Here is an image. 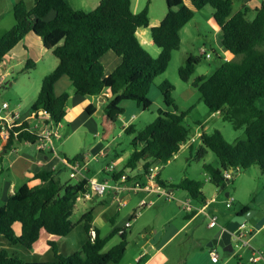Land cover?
<instances>
[{"label": "trees", "instance_id": "obj_1", "mask_svg": "<svg viewBox=\"0 0 264 264\" xmlns=\"http://www.w3.org/2000/svg\"><path fill=\"white\" fill-rule=\"evenodd\" d=\"M165 1L166 16L158 26L150 28L151 38L161 50L154 57L137 35L140 29L150 27L148 7L135 13L132 0H100L92 11L75 10L68 0H34V7L29 10L21 0L14 5L15 25L0 38V66L9 52L33 32L50 45L59 63L43 79L31 114L45 111L55 125H60L72 95L98 97L110 91L104 114L115 123L124 114L122 105L126 101L135 102L144 111L151 107L149 90L168 69L173 52L179 50L182 29L194 18L195 10L210 6L215 24L221 29L222 45L235 59H221V65L210 76L196 77L192 86L211 114L219 112L232 121L235 130L244 129L245 135L234 143L227 142L218 130L200 135L197 159H203L208 151L215 153L220 166L205 164L204 170L209 181L224 191L230 182L224 176L226 171L234 174L257 166L264 173V111L256 106L264 99V2L255 9L245 6L233 13L232 0H190L192 7L184 0ZM51 12L55 17L48 20ZM250 13L253 18L248 17ZM109 51L121 57L122 62L106 76L101 59ZM199 63L200 58L189 56L179 69L180 78L190 81ZM27 65L35 66L31 61ZM63 77L71 81L72 91L57 96L55 86ZM159 88L166 107L173 110H159L158 117L139 132L133 125L124 128L125 133L134 135L127 169L134 171L142 163L144 172L135 178L143 184L151 166L170 162L182 150V144L193 139L191 129L185 125L189 112H179L174 103V86L165 81ZM87 113L92 115L93 111L88 107ZM37 140L26 120L10 130L4 149L7 153L14 143L35 144ZM123 172L112 177L118 179ZM34 180L41 184L23 185L0 207V236L31 249L43 232L55 238L67 237L82 223L87 241L71 255L62 254L56 242L49 241L55 259L44 262L25 261L1 250L0 264H121L129 246L127 230L119 234L120 229H115L102 238L93 226V210L84 212L78 223L71 220L77 209V196L86 191L88 180L63 182L61 174L46 171L35 174ZM157 182L164 188L187 192L191 200L205 201L199 181L185 179L173 186L158 175ZM249 211L246 206L237 215ZM15 224L21 225L20 234L14 230ZM91 230L96 233L94 240ZM116 234L120 235V242L105 252L106 244Z\"/></svg>", "mask_w": 264, "mask_h": 264}, {"label": "rangeland", "instance_id": "obj_2", "mask_svg": "<svg viewBox=\"0 0 264 264\" xmlns=\"http://www.w3.org/2000/svg\"><path fill=\"white\" fill-rule=\"evenodd\" d=\"M24 1H26L27 8H31L34 5V0ZM184 1L188 6L192 7L190 0ZM232 1L233 12L235 13L241 10V5L244 2L250 0ZM257 1L264 2V0ZM145 7H148L151 23H155L160 19L162 21L168 11V5L165 0H133V9L136 10L137 13ZM93 9L94 4L90 3L85 8V11H92ZM54 16L55 13L51 12L47 19L50 20L52 17L54 18ZM248 17L253 18L254 14L250 13L248 14ZM212 20H214L213 9L210 6H206L201 10H195L194 18L187 24L186 31L182 33V42L179 50L173 52L168 69L164 74L155 79L149 90L148 97L151 99L152 105L148 110L144 111L133 101H126L122 105L125 112L115 123L107 121L108 119L107 117H104L103 111L99 112L98 114L92 116L97 126V132H94L95 130H91L90 126H85L73 133L69 124L64 123V128H59L61 139H56L58 140L56 142V147H61V153L66 155V157L70 160H83L86 158V162L89 161L91 169L95 172L99 171L101 173V168L114 165L116 169H124L127 173L134 174L133 171L127 169V162L132 152L131 143L134 139V135L125 133L124 127L133 124L135 130L139 132L158 117L159 109H162L163 111L173 110V108L166 107L159 88L165 81H168L174 86L172 97L178 111L189 112L185 118V125L191 129L194 142L192 143V147L187 146L180 150L177 156H175V158L170 162L157 164L159 167V171L157 172L160 174V180L173 186H177L178 183L185 179L196 180L202 183L201 192L206 198H212L217 194L219 195V198L217 199L219 202L227 201L228 198H226L225 194L231 193V198H233L234 195H239L251 206H254L255 204L264 205V173L259 167L254 166L248 170H241L232 174V179L225 190H221L222 193L218 194V189L209 181V177L204 170L205 164L218 168L220 166L218 158L215 153L208 151L203 159H197V151L200 146V135L202 133L211 134L218 130L229 143H234L245 138L244 129L235 130L232 121L224 119L221 114L216 115L215 118H210L209 110L201 101V94L192 86V81L196 77L210 76L221 65V60L219 59L222 47L221 34L216 32L217 26L212 22ZM14 25V13L12 12L8 16L4 15L3 24H0V38L7 33L6 31H8L10 27ZM156 26L158 25H154L152 27ZM203 51H205L206 54H210L211 58H206ZM189 56L200 58V63L196 65L195 72L191 76L190 81L185 82L179 76V69L185 64ZM45 67L47 66H45L44 63H39L34 67L27 65V61L18 63L17 60H14L11 64L7 65L6 70L0 71V79L3 75L6 76L4 78L3 85L0 86V102H7L10 110H16V113H19L22 116L24 115L25 117L28 116L31 110L29 104L31 96L40 91L39 89L43 79L51 73L47 70L48 68ZM256 106L264 111V99L259 100ZM133 115L135 118H133ZM104 120L106 123H104ZM54 143L55 139L53 140V144ZM139 168H142V163L139 165ZM63 179H68V176H64ZM0 187L2 186L0 185ZM165 189L167 191L174 189V199L169 200L167 197H158L157 195V197L155 196L151 198L147 196L148 198H145L147 202L154 201L159 198L161 199L157 200L153 206L142 207L136 211L137 219L132 223L133 228L128 229L129 246L125 257L122 260V264H124L128 258H131L133 254L137 253V241L140 240V233H145L143 230L145 225H153L156 229L155 239L160 241L175 227L174 224H171L170 227V223L164 225L170 212L180 211L182 217L187 219V213L177 205V198L179 197V194L185 195L186 192L177 188L166 187ZM113 194L114 191L112 189H108L101 200L104 202L105 208H108L107 210H111L112 213L116 212L117 214L120 209L116 203L115 205L112 203ZM125 195L126 198L124 201L126 203L129 201V209L131 210L142 198H144L141 195H136L134 192H129ZM186 197L189 198L188 196ZM191 202L193 206L202 205L200 202L193 199ZM219 202L216 205H213L212 209H220L223 212H234L237 209V202H233L232 208L230 209H227L225 204ZM1 204L2 202L0 198V205ZM167 204L172 205V207L170 206L169 211H167L166 207H164ZM97 206L96 200L78 201L76 206L77 209L71 219L72 222L78 223L84 212ZM125 212H127V210L121 211L120 215ZM207 213L209 214L208 211ZM200 219L206 220V224H208L206 216L203 215ZM110 222L109 211L100 216V221L97 223V227H99L102 234L112 230L113 227ZM119 224L120 221L116 223V225ZM206 224L202 225L206 227ZM245 226V233H247L246 238H249L250 234L248 233L250 229H254V232L257 229L255 227L252 228L251 223ZM131 232L133 233L132 235ZM147 236H153V234L148 231ZM61 238V242H59V249L63 253L71 254L74 253L76 249L79 250V246L77 245H79L80 242L86 241L87 235L83 224L79 223L71 234L67 237ZM119 242L120 235H114L106 244L104 251L106 252L110 250ZM19 246L24 248L22 245ZM236 251H238V248ZM262 252L264 254V247ZM223 253L224 252L220 251L222 258H225ZM50 255L52 256V252H50ZM35 260L36 259L33 261Z\"/></svg>", "mask_w": 264, "mask_h": 264}, {"label": "crops", "instance_id": "obj_3", "mask_svg": "<svg viewBox=\"0 0 264 264\" xmlns=\"http://www.w3.org/2000/svg\"><path fill=\"white\" fill-rule=\"evenodd\" d=\"M21 0H2L0 2V24H3L4 15H10V13H14V5ZM69 5L75 10H84L90 4H94V9L99 5L100 0H68ZM90 2V3H89ZM133 2V0H132ZM26 3V1H25ZM262 2L257 0H250L244 2L241 5V8L245 6H250L252 9H255L261 5ZM31 8H28L31 10ZM93 9V10H94ZM5 11V14H4ZM87 11V10H86ZM135 13L136 10L133 9ZM238 12V11H237ZM235 12V13H237ZM234 13V12H233ZM55 17V16H54ZM53 17L50 19L52 20ZM157 20L155 23H151L150 27L147 29H140L137 32L138 38L144 48L154 57H158L161 50L154 44L151 38V32L149 34L150 28L154 25H159L161 22ZM215 23L214 20H212ZM217 26V25H216ZM13 27V26H12ZM10 27V29L12 28ZM9 29V30H10ZM187 29V25L181 31V42H182V33L185 32ZM8 30V31H9ZM6 31V32H8ZM218 34H221V29L217 26ZM4 36V35H3ZM2 36V37H3ZM221 54L219 59H223L225 61L235 59L230 52L226 51V49L222 45V35H221ZM53 55V50L49 44L45 43L43 39L33 32H30L25 36V38L17 44V46L9 52L5 61L0 66V71L6 70L7 65L11 64L14 60H17L18 63H23L25 61H31L36 65L39 63H44L45 68H48L49 72H52L58 66V59ZM233 56V57H232ZM105 67V75H111L115 69L121 64L122 58L117 56L113 51L107 52L101 59ZM34 66V67H35ZM5 78L6 76L3 75ZM2 77V78H3ZM1 78V79H2ZM61 85V86H60ZM40 90V89H39ZM72 91L71 88V81L68 77H63L55 86V93L57 96L61 95L62 93ZM39 93V92H38ZM38 93H35L31 96L30 99V107L32 103L38 96ZM105 96V97H104ZM110 98V91H106L103 95L98 97H81V96H71L68 104L67 114L65 117L64 122L61 124V129L64 128V123L69 124V127L73 130V133L77 130L81 129L85 126H90L91 130L96 131V123L94 122L92 116L98 114L99 112L104 113V107L108 103V99ZM103 99V101L101 100ZM2 103L0 102V107ZM90 108L93 111L92 115L87 113V108ZM162 110V109H159ZM10 112H16V110H10ZM220 114L217 113H210V118H215L216 115ZM20 123L28 120L31 116V111L28 116L20 115ZM104 117L106 115L104 114ZM134 117V115H133ZM108 119V118H107ZM109 121V120H107ZM104 123L105 120H104ZM30 126L32 127L34 121H29ZM133 125V124H132ZM128 127V125L126 126ZM124 127V128H126ZM92 131V132H93ZM58 140L55 139V143L52 147L44 152H40L36 146V144L30 143H14L12 148L6 153L4 146L7 142L1 140L0 138V198L2 204L0 207L6 203L8 198L14 194L20 187L25 184L30 186L40 185L41 182L39 180H34L35 174L46 171V172H54L55 174H61L63 182H76L77 180L72 179L70 177L71 169L70 163L68 162V158L66 155L61 153V147H56V142ZM104 151V150H102ZM106 167L101 168V173L99 171H94L91 169V165L89 164L86 169L83 170V175L87 179H99L101 181L109 178V175L106 174L105 171ZM119 172L124 171L123 173H127L124 169H117ZM64 176H68V179H63ZM132 182L136 179L137 174H130ZM160 176V174H159ZM146 180H144V183ZM206 189V188H205ZM218 189V188H217ZM114 191V190H113ZM170 192H174V189H171ZM129 192H123L119 195V199L122 202L117 201V194L114 191L113 201L119 206L118 213H112L111 210H107L105 208L104 202L101 198H96L97 207L92 208L94 214V221L93 226L98 229L102 238L108 237L111 232L115 229H122L126 226L128 222H131L130 228H133V222L137 219L136 211L142 208V203L145 198L148 197H155L157 194L149 195L148 197L143 194L141 195L142 198L136 206L129 209V201L126 203L124 199L126 198L125 194ZM131 193V192H130ZM217 193L221 194V190L218 189ZM228 196L226 198L231 197V193H226ZM225 194V195H226ZM174 195V194H173ZM189 197L188 193L186 192L185 195L179 194L177 198V205L182 210L183 203ZM157 197V196H156ZM159 197V196H158ZM186 197V198H185ZM205 197V196H204ZM185 198V199H184ZM219 195H214L212 198H206L202 205H196V207H205L206 210L204 213L195 214V213H187V219H184L180 213V211H172L168 214L167 221L164 225L170 223L175 225V227L170 231V233L163 237L160 241L155 239L156 229L153 225H145L143 227L144 234L139 235L140 240L137 241L138 251L136 254H133L131 258H128L124 264H137L142 261V264H264L263 261L252 263L250 258L255 251H262L264 247V205L263 204H255L254 206L249 205L244 201L239 195H234V202H237V209L234 212H223L220 209L213 208V205H216L219 201L217 200ZM154 200V204L157 200ZM99 200V201H97ZM255 200V198H254ZM219 203L225 204L226 201H220ZM248 204V205H247ZM153 206V205H152ZM171 204H167L166 207L167 211H169ZM249 207L250 210L254 211L257 216H254L252 219L249 220L251 223L252 228H256L257 230L254 232V229H250L249 233L250 237V245L244 247L238 251L234 248L233 252H225L221 246H214L212 248L208 247L210 242L214 240H220L222 237L223 232L226 230L230 222L234 219L237 214L243 210L244 207ZM150 207V206H147ZM227 209H230L226 206ZM127 210L124 214H121V211ZM109 211L110 214V223H112V230L105 234H102L99 227H97V223L100 221V216L103 215L105 212ZM209 212V214L207 213ZM206 216L208 220V224H206V220H201L202 216ZM217 217V224L214 227H209V218L210 217ZM119 218V219H118ZM120 221L119 225H116L117 222ZM202 224H206L204 227ZM246 224V225H247ZM258 224L261 225L260 228H257ZM197 225V226H195ZM14 230L16 233L20 234L21 232V225L15 224ZM245 230V228H244ZM151 232L153 236H147V232ZM128 232V229H127ZM45 234V236H44ZM133 233L131 232V235ZM158 234V233H157ZM130 235V236H131ZM62 238H55L50 236L46 233L41 234L40 241L34 245L31 249L21 248L20 244H12L4 237L0 236V251L7 250L10 255L18 257L25 261H33V262H44V261H53L55 259V255L53 250L48 245L49 241H55L58 249H59V242H61ZM72 241V240H71ZM87 241V240H86ZM86 241L80 242L78 248L80 249ZM67 242V241H65ZM228 248V247H226ZM216 250L219 255V262L215 263L211 259V251ZM59 251L65 255H71L68 253H63L60 249ZM76 249L75 252H77ZM220 251L224 252L225 258H222L220 255ZM52 252V256L50 255ZM34 258V259H32ZM45 258H52V259H45ZM123 262V261H122ZM121 262V264H122Z\"/></svg>", "mask_w": 264, "mask_h": 264}, {"label": "built area", "instance_id": "obj_4", "mask_svg": "<svg viewBox=\"0 0 264 264\" xmlns=\"http://www.w3.org/2000/svg\"><path fill=\"white\" fill-rule=\"evenodd\" d=\"M203 53L206 55V58H211L210 54H206L205 51ZM4 77L0 79V86L3 85ZM9 104L7 102H3L0 107V138L1 140L7 142L10 136V130L14 126H18L21 123L20 114L16 112H10ZM135 118V116L133 117ZM28 121H34L33 126L31 127V131L34 132L38 140L35 143L38 150L40 152H44L49 150L53 145L54 139H61V135L59 134L60 125H55L51 117L45 111H39L37 113L31 114ZM194 142V139L187 143L182 144V149L187 146H190ZM89 165V161L86 162V158L83 160H75L70 163L71 174L70 177L77 181H82L84 179L88 180V184L86 185V191L78 194L76 202L83 201H93L96 198H101L105 195L108 189H112L117 194V201L122 202L118 197L123 192H134L137 194H143L146 196L157 194L159 197H167V199H174V195L172 192L167 191L164 187L160 186L157 182L159 167L158 165L151 166L149 170V174L145 176L146 182L143 184L137 178L132 182L130 174L122 173L118 179H114L112 176L119 174L120 172L115 168L114 165L107 166L105 168L106 174H111L109 178L101 181L99 179H87L83 175V170L86 169ZM143 168H136L133 173L137 175L143 174ZM232 171H226L224 176L226 179H232ZM114 183V184H113ZM112 185V186H111ZM234 199L228 197L226 201V206L228 208L232 207ZM154 205L153 201L147 202L143 201L142 207L152 206ZM183 209L187 213H195L200 214L204 213L206 210V206L204 207H196L192 205L191 198H187L185 203L182 205ZM217 224L216 217L209 218V227H214ZM246 224H243L241 228L233 233L232 240L234 248L238 250L247 247L250 245V239L246 238L247 233H245L244 228ZM131 226V222H128L126 226L120 229L119 234H122L124 230L129 229ZM96 233L94 230H91V237L94 240ZM211 259L213 262H219V255L216 250L211 251ZM250 261L252 263H257L260 261L264 262V254L262 251L253 252Z\"/></svg>", "mask_w": 264, "mask_h": 264}, {"label": "water", "instance_id": "obj_5", "mask_svg": "<svg viewBox=\"0 0 264 264\" xmlns=\"http://www.w3.org/2000/svg\"><path fill=\"white\" fill-rule=\"evenodd\" d=\"M103 101V99H101ZM232 171V170H230ZM233 172V171H232ZM228 196V194H226ZM254 211L250 210L246 215H237L234 217V219L230 222L226 230L223 232L222 237L220 240H214L213 242H210L208 244L209 248H212L214 246H221L225 252H233L234 245L232 236L235 231H237L243 224H247L250 219H252L254 216H257ZM261 225L258 224L257 228H260ZM228 247V248H226Z\"/></svg>", "mask_w": 264, "mask_h": 264}]
</instances>
